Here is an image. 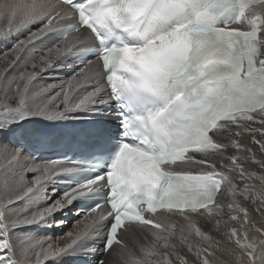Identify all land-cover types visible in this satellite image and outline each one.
Instances as JSON below:
<instances>
[{
    "label": "snow or ice",
    "instance_id": "6c2138e0",
    "mask_svg": "<svg viewBox=\"0 0 264 264\" xmlns=\"http://www.w3.org/2000/svg\"><path fill=\"white\" fill-rule=\"evenodd\" d=\"M12 39L0 61V264L96 251L95 264H218L219 248L228 264H264V224L237 199L264 216V0H0V40ZM53 69L72 74L36 83ZM81 112L93 117L75 133L90 159H45L52 138L22 130ZM91 194L62 236L20 231L59 228L56 214ZM205 214L220 240L194 219ZM131 229L144 235L129 247Z\"/></svg>",
    "mask_w": 264,
    "mask_h": 264
},
{
    "label": "bare ground",
    "instance_id": "6f19581e",
    "mask_svg": "<svg viewBox=\"0 0 264 264\" xmlns=\"http://www.w3.org/2000/svg\"><path fill=\"white\" fill-rule=\"evenodd\" d=\"M36 27H39V25H37ZM33 30H35V29H33ZM25 34L26 33H24V36H25ZM22 38H23V36L17 37V39H22ZM9 42H11V46H12V44H14L16 42V40L15 39H12L10 41L0 40V49H3L4 51H6L9 48H11V46H9V44H8ZM17 71L18 70L11 71V75L10 76L15 75L17 73ZM62 71H63V69H53L52 72L50 71V72L46 73L45 76L43 77V79L38 80L36 83L39 84V85H45V84H48V83H59V81L57 80L58 77H59V80H61V79H67L68 78V76L64 75L62 73ZM86 114L89 115V113H87V112H81V113H79V115L81 116V119L80 120L90 119V118H87L85 116ZM26 127H29V125H25L24 126V128H26ZM252 127L258 128L259 125L258 124H253ZM256 138L257 139H264V138L260 137V135H259L258 132L256 133ZM244 142H245V144H246L247 147H251V148H253V151L257 152V157L256 158L257 159H260L261 157H260L259 152H258V145H253L252 144L251 137L250 136L247 137V139H245ZM38 163H39V161H38ZM246 166L249 167V170H251V171H257V172H259V170H260L258 164L257 165H254V166H250V165H246ZM25 178L28 181H31L32 180L31 174H29ZM236 182L239 183L238 180ZM247 183H250V184H254L255 185V191H256V193L258 195L259 192L261 191V183H260L259 179L247 181ZM51 187H53V186L49 185V191H51ZM240 187L242 188L243 187V184H240ZM57 190H58V188H57ZM222 199H225L226 200L227 197L226 196L225 197H222ZM237 199L241 200L247 207H249V215H250V217L252 219V222L254 224H256L257 226H259L260 224H264V216H261L260 213H258V212L255 211V209L259 206V202L258 201L256 203H253L252 200L243 201V198L242 197H239V196L237 197ZM22 203H23V205H21V207L22 206H25L26 202L25 201H21L20 204H22ZM72 205H70L68 208L64 209L63 212L64 213H71L72 216L75 215L76 213L74 212V210H71V206ZM36 206H41L42 207L43 206V202H36ZM57 214H59V213H57ZM61 215H62V213H61ZM62 218L63 217H61V219ZM194 219L198 220L200 222V224L204 227V229L206 231L210 230V234L213 235L216 240H220V235L217 234V229L213 226V223L209 222L210 221V218L206 214H205L204 217L197 216V217H194ZM68 224H65V226L68 225ZM52 225L55 226V224H52ZM35 227H37L36 224L31 225L30 227H26V228L20 229V231H22L24 233L30 232L33 235L37 236L36 235L37 234L36 233L37 231L36 230H35L36 232L33 231V229ZM37 229L38 230L40 229L39 230V233L41 234V233H43V229H45V226L44 225H38ZM54 229H60V227L59 228L56 227ZM220 232L222 234L223 229H221ZM41 235L43 236V235H46V234L43 233ZM143 235L144 234L139 229H138V231H136L135 229L129 230V238H128L129 247H132L133 243H137L138 244V243L143 242L142 241ZM48 236H50V235H48ZM55 236L58 237L57 235H55ZM177 236H179V233H177ZM38 238H42V237H38ZM190 239L192 240V242H196L198 240V238L195 237V236L190 237ZM97 241L98 240H96L95 245L99 249V246H97ZM174 243H177L178 244L179 242L177 240V241H174ZM221 243L223 244L224 242L221 241ZM186 251H187V249L186 248H183L182 251H181V254H184ZM96 252H98V251H96ZM67 256H72V258H76L77 257V259H78V257L83 258V256L81 257L80 255L68 254V255L61 256L59 259L48 260L47 261V264H59L61 262V260L64 259V257H67ZM192 258H194V257H192ZM88 259L90 260L91 258H88ZM94 259H93V261H94ZM216 259H217L218 264H228L229 257L226 254H224L223 248H219L217 250ZM90 261H92V260H90ZM73 262H74V260H73ZM69 264H71V263H69Z\"/></svg>",
    "mask_w": 264,
    "mask_h": 264
},
{
    "label": "rangeland",
    "instance_id": "374dc122",
    "mask_svg": "<svg viewBox=\"0 0 264 264\" xmlns=\"http://www.w3.org/2000/svg\"><path fill=\"white\" fill-rule=\"evenodd\" d=\"M27 35V33L25 34V36ZM9 44V46H11V42H9L8 43ZM4 52V50L3 49H0V61H2V53ZM20 67L18 66V68L16 69V70H20L19 69ZM64 70V69H63ZM51 72H52V70H51ZM56 74V73H55ZM8 75L10 76L11 75V71L8 73ZM58 76V75H57ZM59 82H60V80H59V77H58V79H57ZM51 186H55L56 188H58V192L59 191H63L62 190V188H61V184H56V185H51ZM21 205H23V203L22 204H19V206H21ZM77 202L76 201H74L73 202V205L71 206V210H74V212L76 213V208H77ZM73 212V211H72ZM60 214V215H59ZM59 214H57L56 215V217H55V219H61V217H63L62 219L65 221V223L64 224H62L61 226H60V229H54V228H56V226H51V227H46L45 226V229H43V233H45L46 235H43V236H48V235H50V236H53V237H56L55 235H57V236H62L63 235V233H65V232H67V231H70L71 229H72V227H73V225H74V223H75V221H77V220H79L80 219V216L79 215H77V214H75V215H71V213H64V212H62V215H61V213H59ZM69 223V224H68ZM65 224H68V225H66L65 226ZM30 227V226H29ZM37 227H38V225H37ZM37 227H35L34 229H33V231H35L37 234V236L38 237H43L41 234H43V233H39V230L37 229ZM70 228V229H69ZM42 230V229H41ZM136 231H138V229H135ZM146 231V230H145ZM36 236V237H37ZM37 237V239H39ZM96 242V241H95ZM99 242V241H98ZM97 246H99V247H101L100 246V244H97ZM99 252V251H98ZM76 255H78V254H76ZM75 256V255H74ZM81 257L83 256V258H86V259H88V258H91L92 260L94 259L93 257H92V255H90L89 253L87 254V255H80ZM72 256H67V257H64V259H62L61 260V262L59 263V264H69V263H71V261L73 260V259H75V258H72ZM77 258V257H76ZM95 260V259H94ZM46 264H47V261H46Z\"/></svg>",
    "mask_w": 264,
    "mask_h": 264
}]
</instances>
